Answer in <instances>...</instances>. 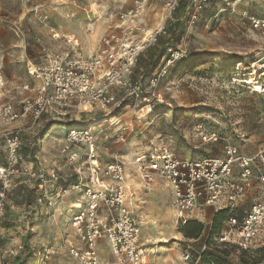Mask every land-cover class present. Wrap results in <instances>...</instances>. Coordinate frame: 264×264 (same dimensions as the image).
Listing matches in <instances>:
<instances>
[{
    "label": "rangeland",
    "instance_id": "obj_1",
    "mask_svg": "<svg viewBox=\"0 0 264 264\" xmlns=\"http://www.w3.org/2000/svg\"><path fill=\"white\" fill-rule=\"evenodd\" d=\"M134 2L0 0V73L5 83L0 89L1 103L18 106L24 100L21 88L32 82L28 65L39 62L44 53L88 58L97 52L102 38L114 26L119 14L129 10ZM189 5L190 0H183L168 35L143 54L134 71L133 77L143 78L142 84L148 93L151 77L167 65L172 53L187 52V59L168 67L167 74L161 78L157 91L161 99L155 102L151 112L134 113L124 109L117 112L114 119L105 118L94 110L59 121L47 114L29 135V140L39 150L42 139L48 135V145L41 152L51 150L54 154L65 144L66 130L72 128V124L93 130L101 171L111 163L123 164L128 184L135 193L132 215L142 230V264H217L219 258L230 264H245L244 261L264 264V254L259 252L263 248L258 246L259 243L255 242L254 251L246 256L242 253L244 249L239 250L237 245L220 243L226 215L220 214L213 219L210 209L204 218L197 210L198 215L193 216L196 219L188 222L191 225L187 227L188 223L177 222L172 194L164 180L157 178L148 191L142 187L140 168H147L155 155L174 154L183 159L223 155L224 144L220 140L202 145L194 130L199 121L206 124L210 133L222 137L237 140L245 136L241 146L246 154H253L264 146V99L230 84V75L237 63L247 66L264 55V34L254 29L249 20L251 17L264 19V0H210L194 24L187 22ZM36 8L40 15L35 14ZM158 10L155 16L151 15L153 28L159 25L164 14L163 10ZM13 24L21 28L20 35L12 30ZM50 28L55 31L51 32ZM53 131L56 134L50 135ZM49 142L56 147L49 149L52 148ZM58 159V156L54 157L48 170L64 163ZM29 160L39 163L34 156ZM73 168H69L68 175L74 177L68 180L75 182ZM82 169L88 177L86 167ZM30 191L33 189L25 186L11 191L7 211H17L19 216L31 211L28 207L35 204L37 194L28 196ZM154 193L156 200L151 198ZM252 203V199H246L234 214L242 218ZM43 208L44 214H40L35 222L37 227L31 235L28 233V244L17 242L25 246L20 255L6 253L15 246L14 236H1L0 264H80L70 255L68 241L64 243L62 222L66 219L61 217L56 222L46 214L47 207ZM5 222L6 214L0 220V226H6ZM64 245L67 246L64 248L66 258L57 252L58 246ZM107 250L103 256L113 259ZM186 252L191 254L190 261L184 259Z\"/></svg>",
    "mask_w": 264,
    "mask_h": 264
},
{
    "label": "built area",
    "instance_id": "obj_2",
    "mask_svg": "<svg viewBox=\"0 0 264 264\" xmlns=\"http://www.w3.org/2000/svg\"><path fill=\"white\" fill-rule=\"evenodd\" d=\"M209 1L190 0L186 9L188 24L195 23ZM182 2L135 0L129 10L119 14L115 25L102 38L98 51L88 58L44 53L38 63L28 66L32 82L24 84L22 91L30 96L25 97L18 108L0 101V153L3 156L0 220L6 214L9 193L19 186L33 189L37 194L35 203L47 208L57 207L63 196L79 191L83 207L70 223V255L80 264H142V230L132 215L135 193L128 184L125 166L111 163L101 171L97 137L91 128L72 124L74 127L67 132L59 152L64 163L50 170L29 161L22 151L29 145L35 146L29 135L47 114L59 121L94 110L105 118L114 119L115 114L124 109L134 113L151 112L155 102L161 99L157 92L161 78L167 74L168 67L187 59V52L172 53L167 65L151 77L148 93L144 90L143 78L133 77L134 71L143 54L168 35ZM157 3L162 5L164 14L158 27L151 29L146 14L152 4ZM40 13L36 8L35 14ZM249 20L254 29L264 34V19L251 17ZM12 30L16 35L22 33L15 24ZM230 84L264 99V55L247 66L237 63L230 75ZM4 85L0 75V89ZM194 130L202 145L222 141L223 155L200 159L155 155L147 168H140L143 189L150 190L160 178L171 191L178 223L185 225L195 220L197 210L204 218L210 209L214 217L227 211L230 217L220 243L234 244L244 250L252 249L255 242L264 246V146L253 154H246L241 146L245 136L232 140L210 133L202 121L194 125ZM83 167L88 177L84 176ZM69 168H73L77 178L72 183L68 180L74 177L68 175ZM246 199H252L253 203L239 218L234 213ZM103 246L108 247L113 259L103 256ZM24 250L23 244L16 243L6 253L18 256ZM184 259L190 261L191 254L186 252Z\"/></svg>",
    "mask_w": 264,
    "mask_h": 264
},
{
    "label": "crops",
    "instance_id": "obj_3",
    "mask_svg": "<svg viewBox=\"0 0 264 264\" xmlns=\"http://www.w3.org/2000/svg\"><path fill=\"white\" fill-rule=\"evenodd\" d=\"M160 5L161 4H157V5L151 6L149 8V10H148L149 12H147V14H146V15H148V16H146V18H147V21L149 22V26H150L151 29H156L158 27V26L156 28L152 27L154 23H152V19L151 18H153V17L151 15L153 13V15L155 16V14L159 13L158 9H160V11L163 10L162 5L161 6ZM154 19H156V18H154ZM116 22H117V20H116ZM115 23H114V25H115ZM42 56L43 55H41L40 59L42 58ZM0 75L2 76L1 73H0ZM2 78L4 80L3 76H2ZM22 94H25V97L30 96L29 93H26V92H23V91H22ZM0 97H1V95H0ZM20 104L18 106H15V107L16 108L20 107ZM49 129H50V127H49ZM49 129L46 132H48ZM69 129H71V126H70V128H68V130H66V132H68ZM54 134H56V131L51 132L50 135H54ZM64 136H65V134H64ZM63 139H64V137H63ZM41 144H42V142H41ZM49 144H50L49 147H52V148H49V149H53V147H56V146H52L54 144H51L50 142H49ZM47 145H46V147H47ZM61 148H62V145H61ZM60 149H59V151L56 150V153L53 154L51 150L45 151V152H41V151L45 150V149H41V145H40L39 150H36L32 145H29L22 151V154L24 156H26L28 159L31 156H34L36 159H39V163H37V162H34V163L36 165L39 164L43 168L48 170V168H50V166L52 165L54 157L56 158L58 156L60 160L62 159L61 156L59 154H57V153L60 152ZM0 160H1V162L3 161V157L1 156V153H0ZM83 174H84L85 177H87L86 172H84ZM72 182H73V180L70 181V183H72ZM34 193H35L34 191H30L28 196H31V194H34ZM82 207H83V201H82L80 192L79 191L78 192L75 191V192H72L70 194H67L66 196H63L60 204L57 207H55V208H47L46 209L47 210L46 214L50 215L54 221L57 222L58 219H60L61 217H64V219H66L65 222H62L64 243H66V241H69L71 239V237H72V234H71V231H70V227H68V223L82 209ZM28 208L29 209L31 208L32 210L29 211V212H25L22 216H19L17 211L9 212L6 209V222L7 223L5 222V224H4L6 226H0V235H2V236H14V239H15L14 243L15 244L17 242H22L25 245H27L28 241H29L28 233H30V235H31L33 230L37 227V225H35V222L37 221V217L40 214L43 215L44 214V210H45L43 207H39L36 203L34 205L32 204ZM207 212H209V210H207ZM34 217H35V219H34ZM213 219H214V217H213ZM66 247H67L66 245H64L62 247L58 246L57 252L59 253V256L66 258V256H65L66 250L64 249ZM107 249H108V247L103 246L104 254L108 252Z\"/></svg>",
    "mask_w": 264,
    "mask_h": 264
},
{
    "label": "trees",
    "instance_id": "obj_4",
    "mask_svg": "<svg viewBox=\"0 0 264 264\" xmlns=\"http://www.w3.org/2000/svg\"><path fill=\"white\" fill-rule=\"evenodd\" d=\"M156 47V46H155ZM154 48V47H153ZM153 48H151V49H153ZM150 49V50H151ZM149 50V51H150ZM220 214H224V216L226 215V217H227V219L230 217L229 216V213L227 212V211H223V212H220L219 214H217L216 216H219ZM216 216L214 217V218H216ZM226 219V220H227ZM224 221V219H222V222ZM190 222V221H189ZM191 225V223H188L187 224V227L188 226H190ZM190 237V236H189ZM191 237H194V236H191ZM226 246H229V245H231V244H225ZM232 245H234V244H232ZM239 248V247H238ZM261 248H263V249H261L259 252L261 253V254H264V246H262ZM259 249V248H258ZM239 250H241V248H239ZM254 250L253 249H248V250H243L242 251V253H243V255L244 256H246L248 253H250V252H253ZM226 258H227V256H226ZM244 263L245 264H248V262H245L244 261ZM217 264H230L229 263V261H227L226 259H224V258H219L218 260H217Z\"/></svg>",
    "mask_w": 264,
    "mask_h": 264
},
{
    "label": "bare ground",
    "instance_id": "obj_5",
    "mask_svg": "<svg viewBox=\"0 0 264 264\" xmlns=\"http://www.w3.org/2000/svg\"><path fill=\"white\" fill-rule=\"evenodd\" d=\"M93 9L95 8V5H92ZM95 10V9H94ZM49 139V136L46 135L43 139H42V144H41V149H43V147H45L47 145V141ZM156 197V194L154 193L151 198L154 200ZM156 200V199H155ZM166 209V208H165Z\"/></svg>",
    "mask_w": 264,
    "mask_h": 264
}]
</instances>
